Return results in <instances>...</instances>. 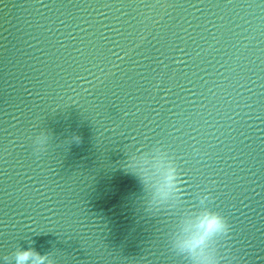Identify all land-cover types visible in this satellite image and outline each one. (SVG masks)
<instances>
[{
	"label": "water",
	"instance_id": "1",
	"mask_svg": "<svg viewBox=\"0 0 264 264\" xmlns=\"http://www.w3.org/2000/svg\"><path fill=\"white\" fill-rule=\"evenodd\" d=\"M157 148L179 180L146 211L121 165ZM203 207L222 264H264V0H0V264H186Z\"/></svg>",
	"mask_w": 264,
	"mask_h": 264
},
{
	"label": "clouds",
	"instance_id": "2",
	"mask_svg": "<svg viewBox=\"0 0 264 264\" xmlns=\"http://www.w3.org/2000/svg\"><path fill=\"white\" fill-rule=\"evenodd\" d=\"M78 140V137H73L70 143ZM148 155H151L154 162L152 168H145L140 163ZM121 166L126 173L138 177L148 190L150 198L146 201V211L168 201L176 190L178 169L161 148L141 156L132 154ZM213 199L209 194L202 198L201 203ZM230 232L231 225L215 208H193L177 221L171 244L186 259V264H222L215 255L213 244L218 238L229 237ZM11 261L12 264H54L49 254L41 255L32 248H16L11 254Z\"/></svg>",
	"mask_w": 264,
	"mask_h": 264
},
{
	"label": "snow or ice",
	"instance_id": "3",
	"mask_svg": "<svg viewBox=\"0 0 264 264\" xmlns=\"http://www.w3.org/2000/svg\"><path fill=\"white\" fill-rule=\"evenodd\" d=\"M184 183H185V184H189V181H188V180H185Z\"/></svg>",
	"mask_w": 264,
	"mask_h": 264
}]
</instances>
